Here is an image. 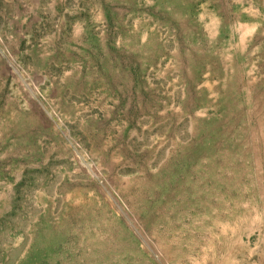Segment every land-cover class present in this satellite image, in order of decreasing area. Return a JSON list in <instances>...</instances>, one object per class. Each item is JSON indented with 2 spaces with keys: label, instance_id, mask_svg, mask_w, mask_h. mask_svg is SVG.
Here are the masks:
<instances>
[{
  "label": "rangeland",
  "instance_id": "rangeland-1",
  "mask_svg": "<svg viewBox=\"0 0 264 264\" xmlns=\"http://www.w3.org/2000/svg\"><path fill=\"white\" fill-rule=\"evenodd\" d=\"M0 264H264V0H0Z\"/></svg>",
  "mask_w": 264,
  "mask_h": 264
}]
</instances>
